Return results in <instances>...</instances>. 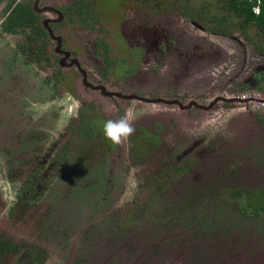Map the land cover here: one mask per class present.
Masks as SVG:
<instances>
[{"label": "flooded vegetation", "instance_id": "af4514ba", "mask_svg": "<svg viewBox=\"0 0 264 264\" xmlns=\"http://www.w3.org/2000/svg\"><path fill=\"white\" fill-rule=\"evenodd\" d=\"M186 1L0 0V84L11 78L0 88V142L7 144L0 146L1 164L10 166L14 162L15 166L16 156L21 153L41 154L26 177V185L36 188L38 193L39 189L47 190L50 183L62 182L61 176L47 177L40 171L49 157L61 159L65 151L62 149V154H56L59 142L55 140L44 154L40 153L38 145L44 136L32 133L34 128L46 126L43 119L48 120L46 124L49 125L58 123L59 117L54 110L61 108L46 101L37 104L17 98L14 91L17 89L22 90L20 93L27 98L28 94L37 98L34 93L40 89L30 76H39L48 92L66 93L73 97L78 102L75 118L99 134L102 146L106 147L104 157L94 164H88L85 156L84 166L78 165L89 172L91 180L83 187L70 184L73 187L65 207L71 216L78 214L81 208L77 198L88 196L92 187L111 186L115 192L121 189L126 176L115 162L125 158V147L107 141L100 126L106 119L122 116L130 105H135L143 113L135 121L136 131L131 139L138 142L143 154L157 153L158 157L167 159L153 171V182L158 191H165L164 186L168 184L171 187L173 182L168 178L167 181L157 179L159 172L166 170L180 180L194 167V157L201 150L195 152L201 141L199 136L195 133L186 136L178 116L194 110L209 112L218 104L230 108L240 103L263 110L250 105L239 95L264 92V63L258 60L252 70L250 57L247 59L250 54L264 61V31L252 23L243 24L235 15L229 14L222 8L224 0H212L216 7L210 13L202 6L188 7ZM252 28L255 31L251 34ZM202 34L207 35V39H203ZM232 52L234 54H230ZM236 59L241 60L239 69H235ZM204 60L209 63L229 60V67H233L229 83L242 87L243 91L228 94L208 92L209 99L194 96L198 92L197 87L210 83L203 72ZM172 79L175 86H171ZM222 83L218 85L220 88L226 85L224 81ZM191 85L196 89L184 90L185 86ZM42 105L45 107L40 110ZM72 107L75 108L76 104ZM38 110L42 111L41 116L33 117ZM252 126L264 127V117L257 119ZM259 135L264 139V133ZM257 136H247L248 145ZM174 139L184 143L180 151L174 150L177 154L168 153L167 149L170 146L167 142ZM215 140L211 144H215ZM114 147L118 149L116 153H113ZM230 153L235 157L233 151ZM152 158L155 160L157 157ZM228 170L230 177H236L234 167ZM263 184L261 181L255 187L261 188ZM247 185L252 184L247 182ZM94 193L100 195L98 191ZM160 193L156 202L162 205ZM102 197L95 199V202H101V209L104 204H109V200L118 198L116 194L111 199ZM150 221L148 227L153 223ZM151 231L145 230V236H150L145 243L150 245L162 242L167 235L159 227L157 232Z\"/></svg>", "mask_w": 264, "mask_h": 264}, {"label": "rangeland", "instance_id": "374dc122", "mask_svg": "<svg viewBox=\"0 0 264 264\" xmlns=\"http://www.w3.org/2000/svg\"><path fill=\"white\" fill-rule=\"evenodd\" d=\"M185 5L196 8L202 6V9L205 8L209 13L216 7L212 0H187ZM253 30L255 31L254 28L250 30L251 34ZM203 39H207V35H204ZM248 58L252 63L251 69L258 60L264 63L262 58L256 55L248 54ZM235 61L237 63L235 69H239L241 60ZM228 64L229 60L212 63L204 60L203 72L210 83L201 88L197 87L198 89L192 85L185 86L184 90L196 89L198 92L194 93V96L205 99H209L208 92L215 94L242 92V87L229 83L233 67L230 68ZM12 72L15 70L13 69ZM30 78L32 82L38 83L37 87L40 91L34 93L37 98L29 94L27 98V95L20 93L22 90L17 89L14 91L19 100L24 102L27 99L37 104L46 101L57 104L61 108L54 110L60 123L49 125L46 124L48 120L43 119L42 122L46 126L34 128L32 133H42L44 136L41 137L42 143L38 145L40 153L44 154L55 140L59 142L56 154L61 153L62 149L65 151L64 154L61 153L63 155L61 159H56L55 156L49 157L40 171L47 177L61 176L59 178L62 182L53 185L50 183L47 190L39 189L38 193L35 191L36 188L26 185V177L37 159L41 158V154L35 156L28 153L18 154L15 166L14 162L10 163V166L2 165L0 162V239H10L18 245L19 249L18 255L14 253V250L0 254V264H15L19 260L23 264H264V218L249 222L245 216H242L243 214H233V216L227 214L226 212H231V209L233 212L241 209L240 204H235L238 200L230 201L233 205L221 217L217 216L221 212L222 204L229 202L227 200L230 197L229 194L234 195L235 191L229 193L227 190L226 193H220V202L212 207H208L209 204L205 202L192 208L191 215L195 217L196 222L194 228L199 229L198 232L188 231L183 236L175 238L170 231H161L167 234L163 237L165 240L154 245L145 243L150 237L145 236V230L151 229L157 232L158 222L155 218L157 211L161 209V204L156 201L159 199L157 198L159 192L161 195L165 194L163 189L161 191L156 189L153 171L160 168L167 159L158 157L157 153L143 154V149L131 137L123 143L125 158L119 161L117 159L115 162L126 176L121 189L115 192L111 186L92 187L93 194L82 195L78 214L72 216L68 214L65 204L69 201L67 196L73 187L70 184L75 183V186L83 187L91 180L89 172L78 165L84 166L85 156L88 157V164H94L99 158L104 157L106 147L102 146L103 142L99 134L92 132L89 125L75 117L70 119L68 94L59 95L58 92H48L39 76L35 75L34 78L30 76ZM10 80L11 78H6L5 82L0 84V88ZM222 81L226 85L220 88L218 85L223 84ZM171 86H175L174 79ZM216 106L215 109L205 113H199L198 110L182 112L184 115L178 117L185 135L195 133L194 135L199 136L201 141L195 152L201 149L197 154L201 155L202 159L208 156L202 153L204 151L202 148L209 149L214 138L217 141L215 144L218 152L219 146L223 149L222 151H225L226 146L231 145L235 152V157L232 158L234 161L222 166H227L229 169L234 167L236 177L232 181L242 180L251 182L252 185L260 184L264 181L263 178L249 174L262 175L264 170V139H261L259 135L264 133V127L252 126L257 119L264 117V109H254L240 103L230 108L220 104ZM42 107L44 109L45 106L42 105L39 109L41 110ZM40 110L35 111L33 117H40L42 112ZM253 134L258 135L260 139L261 156L251 152L250 149L248 153L246 152V148L249 147L247 136ZM182 141L174 139L172 142H167L170 145L167 148L168 153L177 154L175 151L183 148ZM117 151L118 149L114 147L113 153ZM152 157L158 159L154 160ZM54 160L57 161L53 165ZM179 163L183 164L182 161ZM204 167L205 165L199 166L201 170ZM244 169L246 171L250 169V171L246 173ZM217 170L220 172V168L211 169L210 172L215 175ZM184 176L187 182V185L183 183L187 189L186 192L194 191L195 187L191 190L188 188L192 185L200 188L202 179L198 177L196 171L191 174L185 173L182 178ZM182 178L180 177V180ZM189 180L195 183L191 184ZM178 181L177 178L172 183L179 186ZM263 185L257 189L258 193L263 189V197L239 201L253 204L264 203ZM169 187L168 184L164 186L166 189ZM97 191L101 196L94 193ZM114 194L117 195V200L115 198L109 200V204L107 206L104 204L102 209L101 202H95V199L100 200L102 196L111 199ZM77 201H79L78 198ZM186 206L188 207L187 204ZM250 208L248 207V210ZM180 211L183 215V210ZM149 220L153 223L149 226L150 228H145ZM210 221L213 225L207 226ZM156 235L159 237L158 233ZM40 251L44 254L43 258L39 256ZM29 252L32 254L29 255Z\"/></svg>", "mask_w": 264, "mask_h": 264}, {"label": "trees", "instance_id": "16d2710c", "mask_svg": "<svg viewBox=\"0 0 264 264\" xmlns=\"http://www.w3.org/2000/svg\"><path fill=\"white\" fill-rule=\"evenodd\" d=\"M222 8H225L229 14L235 15L236 18L239 19V21L244 22L243 24L252 23L257 26L259 30L264 31V0H224V5H222ZM257 7L259 9V12L256 13L254 8ZM261 138V137H260ZM259 137H255L251 140V144L249 147L246 148V152L248 153V149H250L251 152L257 153L261 156L262 148L259 146ZM9 145H12L11 143L7 142ZM5 147L7 145L5 142H0V146ZM223 149L219 146V152L216 150V144H211L209 146V149L204 148V154H208L204 159H202L201 155H197L194 157V160L196 162L195 166L188 170L187 174L194 173L196 171V174L198 177L202 179L200 188H197V185H192L189 188V190L194 189V193L192 192H186L187 190L184 186L187 185L186 180H179L178 185L173 184L175 182V179L177 177L171 176L164 170L163 172H159V175L157 179L161 178V180L166 179H172L173 183L170 188L165 190V194L161 195L160 197L163 199L162 205H161V213L159 212V215L156 216V220L158 222V227L161 231L170 230V233H173V237H180L183 236L186 232H198L199 229H195L194 226H196V222L194 220L195 217L191 215L192 208L195 206H200L202 203H208V207H212L213 205L217 204L219 201L220 193L228 192L231 193L235 191L234 195L229 194V202L223 203L221 212L219 217L230 208L231 204L230 201H235L236 205L242 206L241 209L235 210L233 212V209H231V212H226L227 214H230V216H233V214H243L242 216H245L249 222H253L258 220V218L262 219L264 218V203H257L253 204L251 202H240L239 200H250L249 198L254 199L263 197V189L260 190V193L257 192V189L260 188V186L255 187V185H247V182H243L240 180V182L232 181L234 178L230 177L229 174L226 172L227 166L223 167L222 165L230 164L232 161V155L231 151H233L232 147L226 146V150L222 151ZM234 152V151H233ZM203 154V155H204ZM235 155V152H234ZM202 159V160H201ZM200 160V161H199ZM173 163V162H171ZM200 165H205L204 169H200ZM214 168H220V172L215 171V175H213V172H210L211 169ZM226 169V170H225ZM244 172L247 173V171H250V169H247V171L244 169ZM250 176H256L261 177L264 179V170L262 171V175H254L249 174ZM170 177V178H169ZM196 180V179H193ZM264 181H262L263 183ZM189 183L193 184L195 181L189 180ZM157 184V183H156ZM190 185V184H189ZM254 186V187H253ZM183 188V189H182ZM197 188V189H196ZM196 191V192H195ZM161 194V193H160ZM82 196H79L78 199H81ZM188 205V207L186 206ZM248 207H251L248 210ZM183 210V215L182 211ZM145 211V210H143ZM210 211V210H209ZM227 220V219H226ZM230 220V219H228ZM231 221V220H230ZM151 222V221H150ZM148 224V223H147ZM146 224L145 228H148V225ZM213 222H208L207 226H212ZM194 229V230H193ZM193 230V231H192ZM169 232V231H166ZM15 242H12L8 238H3L0 240V254H4L5 252L9 250H14V253L18 255L19 249L18 245L14 244ZM42 251H40L41 253ZM32 252H29V255H31ZM37 255H39L37 253ZM41 257L44 256L43 253L39 255ZM32 262V259L30 263ZM25 263V262H24ZM15 264H23L20 260L18 262H15ZM32 264V263H31Z\"/></svg>", "mask_w": 264, "mask_h": 264}, {"label": "clouds", "instance_id": "9594fccd", "mask_svg": "<svg viewBox=\"0 0 264 264\" xmlns=\"http://www.w3.org/2000/svg\"><path fill=\"white\" fill-rule=\"evenodd\" d=\"M67 103L70 115L75 117L78 115V102L73 97H67ZM76 104L73 108L72 105ZM143 113L138 111L135 105H130L122 116L117 119H106L100 126L103 137L114 145H121L135 134V121Z\"/></svg>", "mask_w": 264, "mask_h": 264}, {"label": "built area", "instance_id": "2783aa9c", "mask_svg": "<svg viewBox=\"0 0 264 264\" xmlns=\"http://www.w3.org/2000/svg\"><path fill=\"white\" fill-rule=\"evenodd\" d=\"M255 12L258 13L259 9L257 7L254 8ZM242 100H247V102L255 106L257 108H264V92L263 93H243L239 95Z\"/></svg>", "mask_w": 264, "mask_h": 264}]
</instances>
